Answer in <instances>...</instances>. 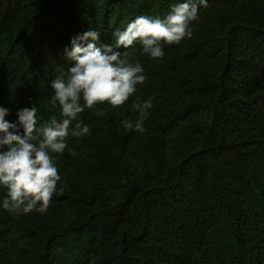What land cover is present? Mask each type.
Wrapping results in <instances>:
<instances>
[{
    "label": "trees",
    "instance_id": "16d2710c",
    "mask_svg": "<svg viewBox=\"0 0 264 264\" xmlns=\"http://www.w3.org/2000/svg\"><path fill=\"white\" fill-rule=\"evenodd\" d=\"M186 0H0V107L52 116L50 84L73 62L71 39L97 46L139 16L165 18ZM193 35L162 59L129 49L147 77L90 134L52 154L63 193L43 214L6 211L0 264H264V0H207ZM152 100L144 132L125 128ZM75 122H73V127Z\"/></svg>",
    "mask_w": 264,
    "mask_h": 264
},
{
    "label": "clouds",
    "instance_id": "9594fccd",
    "mask_svg": "<svg viewBox=\"0 0 264 264\" xmlns=\"http://www.w3.org/2000/svg\"><path fill=\"white\" fill-rule=\"evenodd\" d=\"M207 7V0H186L172 7L163 19L139 16L125 30L114 32L115 44L97 46L99 33L87 30L71 39V49H64L73 64L67 71L51 81L54 93L51 104L60 108V119L52 116L39 123L37 105L17 112L18 120L5 119L9 110L0 107V187L7 190L2 201L4 210L16 214H41L49 208L53 196L61 194L66 185L61 180L54 156L68 148L69 136L74 138L90 134V127L79 119L87 110H96L103 116L106 109L98 105L119 108L125 105L143 85L147 77L137 61L129 62V49L142 46L144 54L162 59L163 45L179 44L193 35L191 24L199 19V10ZM138 114L135 120H124L126 129L144 132V122L150 116L152 100H136L131 105ZM73 122L75 125L73 127Z\"/></svg>",
    "mask_w": 264,
    "mask_h": 264
}]
</instances>
